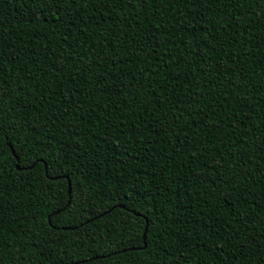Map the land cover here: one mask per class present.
Segmentation results:
<instances>
[{"label": "trees", "instance_id": "16d2710c", "mask_svg": "<svg viewBox=\"0 0 264 264\" xmlns=\"http://www.w3.org/2000/svg\"><path fill=\"white\" fill-rule=\"evenodd\" d=\"M38 2L0 0V264H264V0Z\"/></svg>", "mask_w": 264, "mask_h": 264}, {"label": "snow or ice", "instance_id": "6c2138e0", "mask_svg": "<svg viewBox=\"0 0 264 264\" xmlns=\"http://www.w3.org/2000/svg\"><path fill=\"white\" fill-rule=\"evenodd\" d=\"M71 0H39L35 9L38 17L51 15L55 19H61L59 13L65 4L70 3ZM137 4H148L151 0H135ZM243 71V69H241ZM255 86L264 89V77L259 81L253 82ZM6 81L0 82V145L9 136L10 128L5 125L3 120L4 102L3 97L7 95L5 89ZM10 87V85H9ZM60 175V174H57ZM51 187V185H49ZM60 187L59 185L57 186ZM95 190L85 180H75L69 178L67 185L63 186L62 196L65 197L64 203L60 207L61 212H67L69 215H80L83 212H89L93 209V196ZM121 227L127 225L128 221L124 220L118 222ZM107 229H113V224H106ZM95 242V234L90 237ZM65 239H68L65 236ZM86 237L77 236V239L70 240L69 243L57 252L53 258V264H64L65 257H67L68 264H89L86 257L80 256L75 250L81 246V242H84ZM71 249V250H70Z\"/></svg>", "mask_w": 264, "mask_h": 264}, {"label": "water", "instance_id": "95a60500", "mask_svg": "<svg viewBox=\"0 0 264 264\" xmlns=\"http://www.w3.org/2000/svg\"><path fill=\"white\" fill-rule=\"evenodd\" d=\"M13 153L15 154V151L12 149ZM17 157V156H16ZM17 160L19 161V158L17 157ZM20 169V167H18ZM59 212H56L55 214H58ZM146 232H147V228H146ZM145 239H146V233H145Z\"/></svg>", "mask_w": 264, "mask_h": 264}]
</instances>
